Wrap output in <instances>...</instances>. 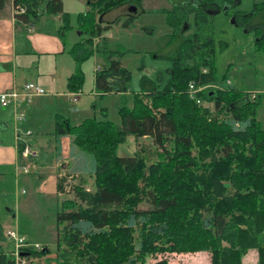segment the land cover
<instances>
[{"label":"trees","instance_id":"obj_1","mask_svg":"<svg viewBox=\"0 0 264 264\" xmlns=\"http://www.w3.org/2000/svg\"><path fill=\"white\" fill-rule=\"evenodd\" d=\"M9 1L0 0V9ZM123 1L87 0L88 10L78 15L80 34L86 37L69 49L76 66L68 77L70 90L80 88V64L95 52L92 40L111 29L107 16ZM133 3L137 8L141 1ZM240 3L190 0L165 10L170 13L172 40L180 23L193 29L180 35L170 53L166 82L147 85L143 80L133 106L119 107L118 124L105 116L78 125L57 117V153L60 137L70 138V162L60 164L64 174L58 176V192L74 195L55 214L57 264H71V259L73 264H142L150 253L145 239L165 236L175 245H166L168 250L183 249L187 243L192 244L187 250L210 249V264H244L248 249L256 252L257 264H264V129L256 119L259 95L229 87L198 90L216 84L214 10H223L254 31L255 45L264 49V0H253L249 12L238 9ZM12 5L18 11L15 19L23 24L36 23L42 14H60V30L70 27L62 0H12ZM133 16L125 19L124 27L131 25ZM104 51L98 49L106 54V62L94 74V88L100 95L125 93L129 72L115 58L117 51ZM198 99L212 102L214 109ZM222 111L226 118H220ZM129 135L150 137L164 161L146 166L140 154L118 155L117 146ZM86 175L96 177L93 190L84 187ZM135 232L143 234V240L131 242ZM47 251L27 248L23 256ZM14 262L12 252L0 248V264Z\"/></svg>","mask_w":264,"mask_h":264},{"label":"rangeland","instance_id":"obj_2","mask_svg":"<svg viewBox=\"0 0 264 264\" xmlns=\"http://www.w3.org/2000/svg\"><path fill=\"white\" fill-rule=\"evenodd\" d=\"M141 4L136 8L133 0H124L123 3L107 16L111 21V29L103 34V37L94 38L92 47L95 49L87 59L80 64L83 74V81L80 88L82 95L76 103L71 102V93L75 92L68 88V77L75 71V62L69 55L68 62L54 78H50L49 92H58L56 95H49L45 98L34 100L31 103H21L20 107L24 113L25 121L27 116L34 118V121L21 132L30 130L31 135L26 136L31 148L37 152L38 157L26 159L24 162L30 166L29 175H19L16 178V143L6 144L4 140H9L10 135L16 133L14 119L10 113L5 115V120L10 125L9 130L0 132V146H7L13 151L12 160L3 155L0 157V228L2 234L0 244L4 251L10 252L14 249L12 239L6 236L10 230L17 231L19 235H24L32 244L40 245V250L47 248V253L37 257H25V264H57L56 238L57 224L55 213L61 209L62 203L68 195L50 193V183L47 193L43 195L36 189L37 172H49L54 174L56 165V141L54 137V124L58 118H64L71 125H78L87 118H105L114 124L120 122L119 107L126 104L132 107L134 94H138L142 88V81L147 85H162L168 79V69L170 66V53L180 42V35H188L192 31V26H184L183 22L178 26L176 36L171 39L172 28L168 24L169 12L175 4H180L188 0H140ZM221 0H214L218 5ZM135 7V11H129L130 7ZM253 7V0H241L238 9L249 12ZM63 10L68 13L70 27L64 30V40L67 45L72 44L86 35H81L78 25V15L84 14L88 10L87 0H63ZM134 15V16H133ZM129 16H133V22L129 27H124L123 22ZM96 17V16H95ZM97 18V17H96ZM213 25V37L215 44L214 66L216 74V84L205 86L202 90L213 88H234L237 90L250 91L253 97L259 95V104L256 110V119L264 129V49L255 45L258 35L254 31H247V27L242 23H236L232 16L225 14L223 10H214L211 15ZM192 25V16L188 19ZM190 30H189V29ZM98 49L105 51L114 50L115 58L122 62V65L129 72L130 78L127 82L128 90L125 93H107L98 95L95 92L93 75L96 66L102 65L105 61V53L98 52ZM104 51V52H105ZM122 52V53H121ZM51 62H47L45 72H51ZM48 82V79H46ZM49 83V82H48ZM54 89V90H53ZM256 95V96H255ZM35 98V97H34ZM203 106L214 109L210 101L196 100ZM38 105L45 112L38 117L31 110ZM56 109L57 115L50 116L49 111ZM102 112H105L103 114ZM41 114V113H40ZM215 114V112L213 113ZM220 118L227 115L222 111ZM23 121H18L22 123ZM53 124V126H52ZM12 129V130H11ZM16 138V136L14 137ZM15 142V141H14ZM60 152V150H58ZM68 147L62 146L60 154L66 157ZM116 153L122 155H142L146 166L155 165L159 161H164L159 149L152 144L150 137L127 136L126 140L119 144ZM200 168L199 166L193 171ZM62 171L60 170V173ZM84 187L93 190L96 177L94 175L84 176ZM31 178H34L33 180ZM77 180H75L76 182ZM25 189L27 192L22 193ZM73 197V198H71ZM74 199L73 194L70 196ZM140 206H145L141 204ZM143 234L133 233L131 242L143 240ZM165 237L145 239L149 246L150 253L145 257L142 264H156V262L166 261L167 264H210V249L187 250L191 243L183 245V249L168 250L172 244L171 240ZM37 250V249H35ZM61 251V250H60ZM14 257V256H13ZM244 264H257L256 252L248 249L244 255ZM74 263L73 259L70 260ZM16 264V262H14Z\"/></svg>","mask_w":264,"mask_h":264},{"label":"crops","instance_id":"obj_3","mask_svg":"<svg viewBox=\"0 0 264 264\" xmlns=\"http://www.w3.org/2000/svg\"><path fill=\"white\" fill-rule=\"evenodd\" d=\"M61 24H62V18L60 14H50V15L42 14L39 17V20L36 23H32V24H23L21 22H18L13 16L12 1L7 2L5 6L0 9V92L10 89L12 87L20 88L27 81H35L46 89H48L49 85L53 86L52 84H50L49 81L50 78H54L57 72H60V69L62 70V68H64V65L67 64L70 55L69 54L70 46L66 44L64 40L65 34L63 31L60 30ZM247 31L250 32L251 30H247ZM78 33L80 34V32ZM47 62H51L50 64L51 72L50 70L49 72H45L46 66L44 65L47 64ZM98 67L101 69L100 65L96 66L94 70V74L95 72H97ZM46 79H48L49 83L46 81ZM93 80H94V75H93ZM46 91L48 92V94L43 96H38L35 98L33 97V99L37 100L40 98H45L49 95H56L58 93L56 92V90L55 92L52 93L49 92V90ZM95 92L96 94L100 95L96 90ZM81 95H82V91L79 97ZM31 100L32 99H30L29 101L23 100L21 101V103L25 102L27 104H30ZM76 102H72V103H76ZM34 107L35 108H33L31 111L34 114H36L38 117H40L45 112V110L38 105H35ZM19 111L22 112L20 106H19ZM54 111H56L55 108L49 111V114L50 116H53V119H55L54 117L58 116L57 112ZM1 113L2 114L10 113V115L14 119L13 110L11 107L0 108V132L6 133L9 130L10 125L5 120L4 118L5 115H2ZM22 121H23L22 123H18V127L20 128V131L23 128L27 129V126L34 121V118L31 116H27L26 121H25V117ZM15 136H17V133H14V135L12 133V135H10L9 140H4V142L10 145L11 143H13V146L14 143H16L14 153L16 159L15 163H17V165L15 166L16 167L15 175L17 178L19 175L22 174L29 175V172L24 173L19 169V164H21L22 161L19 158L17 140L16 138H14ZM59 141H60V146H59L60 152L62 146L64 144L67 145L68 147L67 156L63 157V155L60 154V152L57 153L56 165H55V169L53 170L54 174H51L49 172H37V176L35 178L37 183H40V185L37 186L36 189H39V192L45 195L47 193V190L49 189V187L46 188L45 185L46 183H50L51 187L48 191L56 195L66 194L68 195V197L66 198L67 200L73 198V197L70 198L72 193L58 192L57 180L60 174V170L63 171L60 167V164L61 163L67 164L70 162V158H69L70 138L68 136H61ZM12 154L13 151L11 148H8L7 146H3V145L0 146V157L5 155L8 157L9 161H11L13 159ZM37 157L34 158L35 161L37 160ZM31 179L33 180L34 178ZM21 192L26 193L27 191L25 189H22ZM1 242L2 241L0 240V243ZM0 248L3 249L1 244H0ZM12 251L13 250H11L10 252Z\"/></svg>","mask_w":264,"mask_h":264},{"label":"built area","instance_id":"obj_4","mask_svg":"<svg viewBox=\"0 0 264 264\" xmlns=\"http://www.w3.org/2000/svg\"><path fill=\"white\" fill-rule=\"evenodd\" d=\"M16 12L18 11L15 10L13 7V16L14 13ZM98 70H100L99 67L97 68V71ZM205 86L199 87L198 90H202L203 88H205ZM189 89L190 91L193 90L192 84L189 85ZM46 94H48V92L45 90V88L35 81H27L20 88L12 87L10 89L0 92V108L11 107L13 110L15 129L17 133L16 140H17L19 158L22 161L21 164H19V169L24 173L29 172L30 166L28 163L24 162L23 160L34 159L35 157H37L38 154L36 151H34L31 148V145L25 138L26 136L31 135V131L25 130V132H21L20 128L18 127V121L24 119L23 113L19 111V106L21 101L23 100L29 101L33 97L43 96ZM80 94H81L80 90L71 93V101L76 102ZM62 174H64V170L59 175ZM64 188L67 191L69 189V186L65 184ZM6 236L12 239L13 241L14 249L12 251V254L14 256V260L16 264H25V260H24L25 257L21 254L25 249L27 248L40 249V245L32 244L31 242L27 241V239L24 236L19 235L17 231L14 230L7 231Z\"/></svg>","mask_w":264,"mask_h":264},{"label":"water","instance_id":"obj_5","mask_svg":"<svg viewBox=\"0 0 264 264\" xmlns=\"http://www.w3.org/2000/svg\"><path fill=\"white\" fill-rule=\"evenodd\" d=\"M129 11H135V7L133 6V7H130L129 8ZM22 255L24 254L23 252L21 253Z\"/></svg>","mask_w":264,"mask_h":264}]
</instances>
